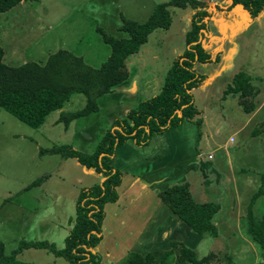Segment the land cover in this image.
<instances>
[{
    "label": "rangeland",
    "instance_id": "1",
    "mask_svg": "<svg viewBox=\"0 0 264 264\" xmlns=\"http://www.w3.org/2000/svg\"><path fill=\"white\" fill-rule=\"evenodd\" d=\"M169 1L21 2L19 6L0 14V28L13 43L6 47L3 62L11 67L31 61L44 64L49 54L61 49L81 57L94 68L99 67L109 56L110 48L98 29L117 39L128 38L127 33L119 29L123 20L143 23L159 4ZM194 1L201 3L202 7L168 8L171 13L168 29L158 28L149 35L137 61L129 64V67L137 66L131 70V78L100 97L97 112L75 119L67 126L57 122L61 111L72 112L83 108L85 97L77 93L71 95L62 110L51 112L37 128L29 127L0 109V241L4 245L5 256L15 252L13 264H52V261L54 264H68L63 258L54 256L53 250L59 251L65 246L79 194L103 180L99 174L88 172L73 158L62 160L60 155H43L41 151L69 146L80 153L91 154L114 121L126 118L140 101L160 92L164 75L179 55L177 52L186 48L184 32L189 30L191 17L200 11L206 12V27L202 29L205 35L201 45L212 56L219 53L220 62L224 44L225 57L219 66L217 63L198 62L193 65L197 74L206 75L205 84L211 83L206 89L200 86L191 92L194 108L200 111L195 118L200 117L201 125L198 130L193 123H182L190 128L185 131L190 143L189 148L183 150L186 152L183 154L186 163L179 166L184 171L176 173L175 169H168L173 157L172 153L168 156L169 146L175 147L169 130L155 134L144 147L127 142L119 148L123 153L113 162L115 152L111 165L130 173L122 177L120 186L133 188L127 199L142 197L132 207L123 203L117 209V202L104 205L102 239L95 252L100 256V264H123L130 252L143 255L151 252L159 257L166 249L164 241L156 240L146 246L144 243L156 233L167 232L168 226L176 228L181 225L172 233L171 239L185 245L191 243L190 246L197 248L200 254L208 248L221 257L228 254L229 264H255L264 260L263 251L246 233L245 220L247 206L254 195L258 197L255 196L252 211L264 216V134L251 135L264 114V7L256 16H251L245 6L231 5L232 0ZM246 7L252 11L255 9L252 3ZM228 17L231 19H227L229 23L222 22ZM49 29L50 34L45 37ZM220 30H225L224 34L219 33ZM240 71L251 76L250 83L256 90V108L250 114L242 112L236 97L220 99L233 75ZM134 91L138 93L134 94ZM206 105L204 111L202 108ZM176 129L179 128L170 130ZM166 144L167 155L163 151ZM199 159L202 163L198 164ZM207 161L211 162L206 164ZM172 172H175L174 179L168 177ZM150 173L152 176H148ZM38 178H42L41 182L28 192L10 197L16 189ZM184 182L191 184L192 194L198 201H209L213 198L209 195L215 196V200L211 201L218 203L219 212L213 221L220 235L215 242L198 243L196 235L187 231L159 203L174 218L173 221L166 219L167 214L155 207L158 205L155 198L145 191L148 187L156 195V191L167 185ZM119 187L116 188L118 196ZM9 199L12 200L2 204L3 200ZM123 209H129V212ZM144 209V216L138 217L136 213ZM22 242H41L48 247L22 248L18 254ZM221 264H226V260H222Z\"/></svg>",
    "mask_w": 264,
    "mask_h": 264
},
{
    "label": "trees",
    "instance_id": "2",
    "mask_svg": "<svg viewBox=\"0 0 264 264\" xmlns=\"http://www.w3.org/2000/svg\"><path fill=\"white\" fill-rule=\"evenodd\" d=\"M26 1L29 0H0V14ZM250 3L255 6L253 11L246 7ZM235 4L245 6L251 16H256L264 7V0H232L231 5ZM188 5L193 8L202 7L201 3L194 0H170L159 4L151 17L143 23L123 20L119 29L127 33L128 38L117 39L98 29L103 41L110 48V54L96 68L86 64L81 57L70 51L61 49L49 54L44 64L26 62L11 67L3 63L4 52L0 47V109L29 127L37 128L51 112L62 110L71 95L77 93L85 97L83 108L72 112L61 111L57 122L67 126L75 119L97 112V100L131 78V70L137 66L134 64L129 67V61L139 57L149 35L158 28L168 29L171 22L168 8L185 9ZM205 13L196 12L191 17L189 30L185 31L186 48L173 59L164 75L160 92L140 101L136 108L127 113L126 118L114 121L91 154L80 153L69 146L41 151L43 155H60L62 159L73 158L87 171L99 174L103 178L102 182L79 194L72 228L65 237V246L59 251L53 250L54 256L63 258L68 264H100V256L95 249L102 239L101 227L105 218L103 207L105 204L117 202L119 196L116 188L120 186L123 177V172L111 165L113 156L119 148L127 142L144 147L155 134L181 128L185 121L193 123L200 130L201 119L195 118L200 111L194 108L191 92L205 83L206 75L197 74L193 65L197 62L218 64L220 57L219 53L212 56L201 45V39L205 35L202 31L206 27ZM250 82L251 76L247 73L240 71L234 74L222 91L221 99L234 96L243 113H252L256 108L254 103L256 90ZM261 134H264V114L258 121L257 128L251 133L254 136ZM197 135L199 136V132ZM41 180L42 178L34 180L24 190L38 185ZM156 196L187 231L196 235L198 243L208 240L215 242L220 237L217 225L213 221L219 212L218 203L213 202L215 198L213 201L204 202L196 200L187 182L167 185L164 189L156 191ZM255 196L258 197L254 195L247 206L246 233L263 251L264 259V216L252 211ZM190 245L189 242L185 245L172 239L168 241V247L162 250L159 257L151 252L144 255L130 252L123 264H221L224 259L226 264L230 263L228 254L221 257L210 248L200 254L197 248ZM28 247L48 246L41 242H22L17 253H21L20 249ZM14 253L9 257L5 256L4 245L0 241V264H13ZM255 264H264V260Z\"/></svg>",
    "mask_w": 264,
    "mask_h": 264
},
{
    "label": "crops",
    "instance_id": "3",
    "mask_svg": "<svg viewBox=\"0 0 264 264\" xmlns=\"http://www.w3.org/2000/svg\"><path fill=\"white\" fill-rule=\"evenodd\" d=\"M17 6H19V4L17 5ZM228 9H230L229 7H228ZM227 19L228 20H231V19H229V17L228 18H224L223 20H222V22L223 21H225L226 23H229V22H227ZM1 24V23H0ZM211 24H213L212 22H211ZM52 28V27H51ZM50 28V29H51ZM3 28H0V47L2 48V50H3V52H4V55H5V50H6V47L7 46H12L13 45V43H12V41L11 40H8L7 39V37H8V34L7 33H4V31L2 30ZM50 29L45 33V37H47L49 34H50ZM258 30H259V28H258ZM186 31V30H185ZM222 33L223 32V34H224V32H225V30H220L219 31V33ZM227 32V31H226ZM185 33V32H184ZM212 38V37H211ZM212 41V40H211ZM184 45H185V42H184ZM186 46V45H185ZM221 50V49H220ZM181 51H182V49H181ZM183 52V51H182ZM182 52H177V54H182ZM223 57H225V53H224V44H223V55H222V60H220V62L219 63H221V65L223 64L222 63V61L224 60L223 59ZM137 59H138V57L137 58H133V59H131L130 61H129V64L130 63H133V61H137ZM2 61H3V59H2ZM31 62H33V61H31ZM217 64V66H219L220 64ZM212 80V79H211ZM210 83H211V81H209V82H207L206 84L204 83L202 86H204L205 87V89L206 88H208L209 87V85H210ZM201 86V87H202ZM140 93L142 92V91H139ZM134 94H137L138 92H136V91H134L133 92ZM132 93V94H133ZM220 99H221V97H220ZM222 100V99H221ZM205 108H207V105L204 107L203 106V108L202 109H204V111L206 110ZM98 111V110H97ZM189 127H187V125H182V127L181 128H179V129H176V130H169V132H168V134H170V136H171V138H172V140H173V143H174V146L175 147H173V146H169V152H168V156L170 155V153H172V155H173V157H172V159H171V161H170V163H169V168L168 169H175V171H176V173H180V172H182V171H184V169H182L181 167H179L182 163H186L185 161H184V158H185V155H183V154H185L186 152L185 151H183V150H187L188 148H189V142L187 141V136L185 135V131L188 129ZM190 129V128H189ZM167 147H168V145L166 144V147L164 148V153L167 155ZM166 149V150H165ZM176 151H177V155H175L176 154ZM122 151H120L119 149L116 151V154H115V157H114V159H113V162H116L115 160H117V156L121 153ZM123 153V152H122ZM135 154H137L136 153V151H135ZM200 154H198V156H199ZM183 158V159H182ZM187 158H190V157H187ZM195 158L197 159V157L195 156ZM190 159H192V158H190ZM62 160H64V159H62ZM121 161V160H120ZM119 161V162H120ZM202 160L201 159H199L198 160V164L199 163H202L201 162ZM211 161H207V163L206 164H208V163H210ZM78 163V162H77ZM80 166H82L81 164H79ZM149 165H152V164H149ZM203 166L205 165V164H202ZM152 166H150L149 168H151ZM179 167V169H177ZM114 168H116V167H114ZM118 168V167H117ZM118 169H122V168H118ZM166 170V169H165ZM120 171H122L123 172V176L124 175H129L130 173H127V172H125L124 170H120ZM89 172V171H88ZM92 173H94V172H92ZM160 173H164V172H160ZM159 173V174H160ZM163 175V174H162ZM148 176H152V173H150ZM164 176V175H163ZM174 176H175V172H172V173H170L169 175H168V177L170 178V179H174ZM129 177V176H128ZM130 178V177H129ZM166 181H167V179H166ZM171 181H173V180H171ZM185 181H187V180H185ZM101 182V181H100ZM140 183V182H139ZM30 184V183H29ZM142 184V183H141ZM28 186V185H24V186H22L21 188H18V189H16L15 190V193L13 194V195H11L10 197H12V196H14V195H18V194H24L25 192H28L29 190H24L26 187ZM190 187H191V184H190ZM132 191H134L133 190V188H131V187H129V188H123L122 186H120L119 187V198H118V201H117V204H119V205H116L117 206V209H119L121 206H122V204L123 203H125V205H130L131 207L133 206V205H136L137 204V202L141 199V197H142V195H139V196H137V197H140V198H136V199H133V198H129V199H127L126 198V196L129 194V192H132ZM145 191H148L149 192V194H150V196H153L155 199H154V201H156L157 202V204L158 205H155V207H159L160 208V210L162 211V212H165V214H167V218L166 219H170V221L172 220L173 221V217L172 216H170V214H169V212L166 210V209H164L163 207L161 208L160 207V205H159V203L161 204V202H160V200L157 198V196L154 194V192L153 191H149V189H148V187H147V190H145ZM120 193H122V194H120ZM209 197H213V198H215V196L214 195H209ZM212 198V199H213ZM34 201L36 200V198H32ZM211 199V200H212ZM10 200H12V199H9V200H3L2 201V204H5L6 202H8V201H10ZM77 200V199H76ZM71 201H73V200H71ZM208 201V200H207ZM132 202H134L133 204H132ZM146 207V206H145ZM126 213H128L127 212V210H129V209H123ZM144 213H145V209L143 210V212H140L139 211V213H136V215H138V217H143L144 216ZM172 217V218H171ZM174 222H175V220H174ZM180 226L181 225H177V227L176 228H171V227H167L166 229H167V232H162V234L160 233H156L157 235H153V236H151L150 237V241L149 242H145L144 244H145V246H146V244L148 245V244H153L154 242H156V240L158 241V240H160V239H162V241H164L165 243H166V246H167V243H168V241L169 240H172L171 238H172V233H174V232H176L179 228H180ZM165 228H163V230H164ZM173 230V231H172ZM161 231V230H160ZM163 243V242H162ZM164 244V243H163ZM137 247V246H136ZM96 250V249H95ZM52 264H54V262L52 261ZM102 264V263H101Z\"/></svg>",
    "mask_w": 264,
    "mask_h": 264
},
{
    "label": "clouds",
    "instance_id": "4",
    "mask_svg": "<svg viewBox=\"0 0 264 264\" xmlns=\"http://www.w3.org/2000/svg\"><path fill=\"white\" fill-rule=\"evenodd\" d=\"M51 54H52V53H51ZM3 63H4V62H3ZM7 66H8V65H7ZM200 157H201V156H200ZM200 157H199V158H200ZM208 158H209V160H210V159H211V156H209ZM101 182H102V181H101Z\"/></svg>",
    "mask_w": 264,
    "mask_h": 264
}]
</instances>
